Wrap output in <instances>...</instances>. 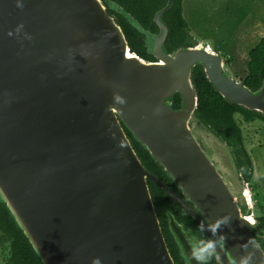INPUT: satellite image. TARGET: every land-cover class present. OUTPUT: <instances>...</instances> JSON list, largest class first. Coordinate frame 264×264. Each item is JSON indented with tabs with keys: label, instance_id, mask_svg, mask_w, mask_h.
Returning <instances> with one entry per match:
<instances>
[{
	"label": "water",
	"instance_id": "obj_1",
	"mask_svg": "<svg viewBox=\"0 0 264 264\" xmlns=\"http://www.w3.org/2000/svg\"><path fill=\"white\" fill-rule=\"evenodd\" d=\"M173 1L151 35L109 0H0V205L42 264H174L148 181L219 242L221 264L250 253L264 264V229L231 147L195 114L192 71L263 116L264 79L249 90L190 36L168 53ZM107 6L146 35L154 62L130 52ZM123 127L181 195L144 168ZM167 227L194 264L184 226L167 214Z\"/></svg>",
	"mask_w": 264,
	"mask_h": 264
},
{
	"label": "trees",
	"instance_id": "obj_2",
	"mask_svg": "<svg viewBox=\"0 0 264 264\" xmlns=\"http://www.w3.org/2000/svg\"><path fill=\"white\" fill-rule=\"evenodd\" d=\"M109 1L130 14L141 26L143 32H147L151 35L157 34L158 29L152 19L154 14L165 6L166 0ZM182 2L183 0H174L172 8L162 17V21L168 29V35L165 41V47L168 53L184 47V41L190 36V28L182 15ZM107 13L111 15L121 27L130 52L136 54L144 61L151 62L154 60L148 53L146 35L129 23L111 6H107ZM223 58L228 62V59L226 60L225 57ZM248 58L249 60L246 64L247 73L241 83L249 90L255 91L260 87L264 79V38L248 52ZM192 82L197 92L196 116L222 141L231 147L236 160V166L240 173V178L246 184L250 183L253 172L252 165L243 148L241 131L235 122L234 116L241 115L246 123L254 120H259L264 123V116L257 112H251L242 107L226 103L224 99L213 90L201 67H195L193 69ZM179 105L180 98L176 95L173 100V108L178 109ZM124 131L144 168L161 180L166 186L171 188L175 193L180 194L171 179L164 173L158 163L151 158L146 149L135 141L125 128ZM147 184L167 248L174 264H178L180 262V257L175 242L167 227V214H171L177 222L182 224L185 228H189L194 234H197L200 228L187 212L156 185L151 181H148ZM257 220L264 229V217H260ZM0 229L11 241V248L6 264H42L28 241L9 218L3 206L0 207ZM257 242L258 244L260 243L259 240H257Z\"/></svg>",
	"mask_w": 264,
	"mask_h": 264
},
{
	"label": "crops",
	"instance_id": "obj_3",
	"mask_svg": "<svg viewBox=\"0 0 264 264\" xmlns=\"http://www.w3.org/2000/svg\"><path fill=\"white\" fill-rule=\"evenodd\" d=\"M245 2L255 9L259 4L257 0H183L182 15L190 28L191 38L206 43L226 60H230V65L245 64L244 71H247L248 51L264 38V10H259L260 15H257L258 11H254L250 17L246 15L241 18L240 12L243 10L240 8L246 5ZM232 70L235 72V68L232 67ZM235 74L236 79L242 81L245 78V75L239 78ZM252 170L251 182L246 186L256 207L260 203V197L264 200V196H257L255 193V184L259 179L253 165Z\"/></svg>",
	"mask_w": 264,
	"mask_h": 264
},
{
	"label": "rangeland",
	"instance_id": "obj_4",
	"mask_svg": "<svg viewBox=\"0 0 264 264\" xmlns=\"http://www.w3.org/2000/svg\"><path fill=\"white\" fill-rule=\"evenodd\" d=\"M259 4H257L256 9L252 8L251 6H247V2H245L246 5H243L240 9L243 10L240 12V17H250L254 11H258L257 15H260L259 10H264V0H257ZM262 14V13H261ZM216 24H218L217 20H214ZM190 40L197 42L190 36ZM214 44V43H213ZM244 51V49H243ZM249 52V51H248ZM220 55V53H219ZM224 59V58H223ZM230 61V60H229ZM225 61V66L227 71L229 72L230 76L234 78L236 81H241L240 79H236L237 77L241 78L242 76H246L245 70V64L239 63L235 65H230V63ZM232 67L235 68V72L232 70ZM235 122L238 125L240 131H241V139H242V145L243 148L248 155L251 164L253 165V169L255 174L257 175V179H259V182L255 184V193L257 196H264V123L259 120H254L253 124H250V122L246 123L244 122L241 115H235L234 116ZM247 188V186H246ZM251 195V194H250ZM259 199L258 206H254L253 201V216L254 218H260L264 217V200L262 197ZM1 236V235H0ZM1 249V255L4 258L8 257L9 252L3 251L2 247Z\"/></svg>",
	"mask_w": 264,
	"mask_h": 264
},
{
	"label": "flooded vegetation",
	"instance_id": "obj_5",
	"mask_svg": "<svg viewBox=\"0 0 264 264\" xmlns=\"http://www.w3.org/2000/svg\"><path fill=\"white\" fill-rule=\"evenodd\" d=\"M154 61L155 60H152L151 62H154ZM180 195H181V193H180ZM0 207H2V206L0 205ZM184 229H185V232H184V234H185V237H184L185 238V240H184L185 246L189 249V252L192 255L193 244L198 240L209 239V238L204 231H201V228L197 234H194L189 228L184 227ZM256 240H259V242L261 243V244L260 243L259 244L261 245V247L264 250V237L262 235H259L256 238ZM175 245H176L177 251H178V245L176 243H175ZM0 246L2 247V249H4L3 251L7 250L8 252H10L9 248H11V241L8 238V236L5 235V233H3L0 236ZM178 254L180 257V262L178 264H189V263H187V261H185V257H183L179 252H178ZM8 257H9V254H8ZM7 258H4L5 262H6ZM193 260H194V264H199V262H197L194 258H193ZM206 264H221V262H220L219 258L217 257L216 253L214 252L210 257H208Z\"/></svg>",
	"mask_w": 264,
	"mask_h": 264
},
{
	"label": "clouds",
	"instance_id": "obj_6",
	"mask_svg": "<svg viewBox=\"0 0 264 264\" xmlns=\"http://www.w3.org/2000/svg\"><path fill=\"white\" fill-rule=\"evenodd\" d=\"M225 218H221L224 221ZM203 231V228H201ZM219 242L211 239H201L196 241L192 247V256L199 262V264H206L208 257H210L216 250L217 244ZM98 264V262H94ZM240 264H252V254H248L241 258Z\"/></svg>",
	"mask_w": 264,
	"mask_h": 264
}]
</instances>
